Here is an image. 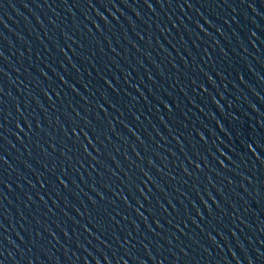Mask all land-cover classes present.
<instances>
[{"label":"water","instance_id":"water-1","mask_svg":"<svg viewBox=\"0 0 264 264\" xmlns=\"http://www.w3.org/2000/svg\"><path fill=\"white\" fill-rule=\"evenodd\" d=\"M150 2L0 0L2 264H264V0Z\"/></svg>","mask_w":264,"mask_h":264},{"label":"snow or ice","instance_id":"snow-or-ice-1","mask_svg":"<svg viewBox=\"0 0 264 264\" xmlns=\"http://www.w3.org/2000/svg\"><path fill=\"white\" fill-rule=\"evenodd\" d=\"M64 2L67 3V0H64ZM121 2L124 3L125 6H129V7L131 6V5L128 3V0H121ZM223 2L225 3V5H226L227 7H229V8L232 7V5H231L230 3H228V0H223ZM85 3L87 4V6H88L89 8H92L93 11H96V6H95V3H94V0H85ZM96 3H99L100 6L103 7V8L105 9V11H107L108 5H111L112 8H116V6H117V5H116V0H96ZM143 3H144V5H145L149 10H152L153 5H152V3L150 2V0H143ZM177 3L180 4L181 6H187V7H189V8L193 7V4H192L191 0H182V4H181V0H177ZM161 6H163V5H161ZM201 6H202V7H208V6H210V5L207 3V0H201ZM248 7L252 8L253 5H252L251 3H249V4H248ZM253 10H255V9H253ZM121 14H123V13H121ZM198 14H199V10H198ZM97 15H99V16L101 17V19H103V14H102V13L97 12ZM202 19H204V23H205V24H209V25H210V21H209L208 19L203 18V17H202ZM0 23H2V21H0ZM93 23H94V22H93ZM225 23H227V21H225ZM5 27H6V25H5ZM197 27L199 28L200 25L197 24ZM165 30H166V29H165ZM201 30L203 31V29H201ZM216 31L219 32L220 29L217 28ZM251 34H252V35H255V33H251ZM2 55H3V54L0 53V56H2ZM206 75H207V74H206ZM237 75L239 76V73H238ZM209 79H210V78H209ZM60 80H61V83L64 82L63 77H60ZM105 83H107V81H105ZM69 87H71V86L69 85ZM0 91H2V90H0ZM45 96H47V93H46V92H45ZM161 103H164V102L161 101ZM164 107H165V108H168V104H167V103H164ZM0 119H5V120L7 119V112H6L5 110H3V109H0ZM25 123H27V121H25ZM36 126H37V128L39 129V127H40L39 123H37ZM217 126L220 127V123H219V121H217ZM19 127H20V125H19V124H16V128H19ZM0 128H5V126L0 125ZM5 130H6V128H5ZM221 130H223V129H221ZM80 132H81V133H84V129H83V128H80ZM73 133L75 134V129H73ZM3 138H4V137H3V132L0 131V139H3ZM84 139L87 140L89 144L92 142L91 140H88V134H87V133L84 134ZM201 139H203V137H201ZM240 143H241L244 147H246L249 151L252 150V148H253V144H255L257 148L260 147V144H259L257 141H255V140H253L251 143H246V144H245L244 140L241 139ZM80 146H81V148H83L84 152L87 154V148H84V146H83L82 143H81ZM0 147H2V145H0ZM218 151H219V150H218ZM237 155H239V153H237ZM253 155L255 156L256 153L253 152ZM93 159H95V158L93 157ZM257 159L259 160L260 157L257 156ZM6 163H7V161L5 160L4 156H3V155H0V164H6ZM195 167L197 168V170H199V169H200V164L196 163V164H195ZM61 171H63V170H61ZM145 175L147 176L148 174L145 173ZM57 179L59 180V176L57 177ZM61 183H63V181H61ZM0 184H4V187H7V184L4 183L3 179H0ZM0 194H2V193H0ZM98 195H99V194H98ZM210 198H211V197H210ZM89 223H91V221H89ZM93 227H96V225H93ZM86 230H87V229H86ZM0 255H2V253H0ZM125 255H127V253H125ZM0 264H2V261H0ZM29 264H30V262H29ZM96 264H99V261H97ZM140 264H143V261H141Z\"/></svg>","mask_w":264,"mask_h":264}]
</instances>
